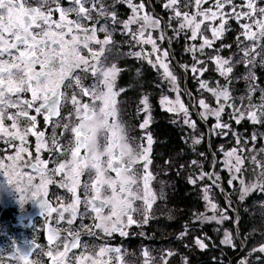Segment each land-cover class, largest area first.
Here are the masks:
<instances>
[{
  "label": "flooded vegetation",
  "instance_id": "af4514ba",
  "mask_svg": "<svg viewBox=\"0 0 264 264\" xmlns=\"http://www.w3.org/2000/svg\"><path fill=\"white\" fill-rule=\"evenodd\" d=\"M97 1V9L112 12V35L101 45L88 0H0V264H169L167 244L153 232L166 161L151 133H139L137 122L130 129L126 118L169 113L161 99L165 56L156 64L133 57L136 35L145 30L130 23L134 8L125 0ZM151 14L163 27L162 13ZM100 64L115 72L101 76ZM170 64L181 74V63L170 57ZM180 93L179 111L201 118L194 91L185 103ZM201 121L211 133V118ZM212 153L209 180L218 177L213 184L221 189L225 172ZM182 225L175 264H215L206 227ZM258 238L252 255L264 264ZM238 259L248 263L246 247L225 264Z\"/></svg>",
  "mask_w": 264,
  "mask_h": 264
},
{
  "label": "rangeland",
  "instance_id": "374dc122",
  "mask_svg": "<svg viewBox=\"0 0 264 264\" xmlns=\"http://www.w3.org/2000/svg\"><path fill=\"white\" fill-rule=\"evenodd\" d=\"M88 2L89 11H93L89 18H93L98 26L95 29L97 44H104L112 35L109 27L110 23L112 25V12L97 9V0ZM125 2L134 8L130 13V23H135L137 31L147 30L136 35L139 45L135 47L133 57L156 64L161 56H165L168 71L160 73L167 84L166 93L161 98L166 101L163 108L173 118L172 124L181 120L186 125L187 131L182 138L190 151L206 144L207 134L197 130V123L190 112L186 115L178 109L184 76L175 73L178 71L170 64V57L174 60L175 56L170 50L168 52L165 39L174 47H179V67L186 73L184 87L188 86V93L194 91L198 103L203 104L201 118H211L212 121L209 149L216 148L221 169L225 172L224 183L221 189L213 184L218 177L209 180L207 169L210 165L198 163L190 152L185 175L199 202V211L192 214V219L194 217L197 223L199 221V225L204 224L201 227H206V233L215 239L217 253L228 244L231 250L246 247L247 264H258L252 253L256 249L258 251V237L264 238V82L259 83L256 72L258 67L259 71L264 70V48L260 49L264 45V7L260 8L259 4L263 1L153 0L157 6L160 4L161 13L165 15V36L162 25L152 17V1L149 0V5L145 0ZM229 29L235 31L234 43L228 36L229 40L225 41V35L231 33ZM87 37L96 38L91 32L87 33ZM75 39L79 40V35ZM145 43L149 47L144 48ZM123 56L121 52V60ZM107 69L110 74L115 72L114 67L107 68L101 64L97 72L104 76ZM239 69L242 70L241 76H238ZM261 76H264V71ZM175 79L180 83L172 88ZM234 80L240 82L239 85L234 86ZM136 116H133L134 120ZM141 117L136 127L139 133L146 136L150 132V116ZM133 124L134 121L128 122L132 130ZM176 169L184 171L185 165L180 164ZM239 218L249 223L247 229L239 224ZM173 240V248L179 247V240ZM242 241L245 244H241ZM173 254L175 250L171 253L167 245L165 255L172 258ZM240 262L238 259L237 264Z\"/></svg>",
  "mask_w": 264,
  "mask_h": 264
},
{
  "label": "trees",
  "instance_id": "16d2710c",
  "mask_svg": "<svg viewBox=\"0 0 264 264\" xmlns=\"http://www.w3.org/2000/svg\"><path fill=\"white\" fill-rule=\"evenodd\" d=\"M152 1V12L153 13H161L160 4L158 6L156 5V2L153 3ZM263 3L260 4V8L264 7V0H262ZM146 4L147 1L145 0ZM149 7V6H148ZM261 10V9H260ZM163 17L165 16L162 13ZM165 20V17H164ZM166 26V22H163V27ZM229 31L232 33H229L228 35H225V41L231 39V42L234 43V33L233 29H229ZM264 32V30H263ZM228 36V37H227ZM165 45L167 49H169L167 42L168 40L165 39ZM169 43V42H168ZM170 47L172 46L173 53L175 55V59L178 63H181L180 56L178 54V48L177 45L175 47L172 45V43H169ZM175 48V49H174ZM264 48L260 47V49ZM264 51V49L262 50ZM176 52V53H175ZM256 69V67H255ZM263 71H259V67L257 68L256 72L258 73V81L260 84H263L264 82V76H261L263 74ZM242 70L239 69V75L241 76ZM179 74V73H178ZM180 75V74H179ZM240 82H233L234 86L239 85ZM185 94V90H184ZM183 94V95H184ZM186 97V94L185 96ZM153 104H156V101L152 100ZM191 113V112H190ZM192 117L194 118L195 122L197 123V130L199 132H205L204 127L197 121L195 114H192ZM150 116V124L148 130L151 133V136L154 140V148L156 149V154L158 159H160L161 164H164L166 161V177H165V183L161 185V181L158 180L156 184V190H157V197H158V210L157 214L161 217V219L158 221V224L154 226L153 232L157 235L158 240L160 243H166L168 245V249L171 251L175 250V247L173 248L172 241L175 238L176 231L181 226V223L188 225H193L194 223V217L192 219V214L195 211H199V202L198 199L195 198V194L192 193L193 187L189 185L186 179L185 172L188 164V160L191 158L188 155L190 152L193 154V158L197 160L200 164L210 165V168H208L207 172L208 175L211 172V155L207 149L206 144L200 145L197 150L190 151L189 148L185 146V143L183 142V136H185L187 127L181 120H176L175 124H172V117L169 113H159L156 111L152 112ZM138 116H136L135 120L132 115H128L126 118L129 121L139 122V120L142 118L141 116L139 119H137ZM209 125V123H207ZM133 130H135L133 128ZM207 134V133H206ZM211 142H214L211 140ZM216 154V148L213 147V151ZM203 157V158H202ZM165 160V161H164ZM180 164L185 165L184 171H179L178 166ZM173 169H176L175 171H172ZM162 204V206H160ZM241 225L243 224L244 228L247 229V226L249 223L247 221L242 220ZM204 225L203 223H200V226ZM240 232L242 230H239ZM241 235V234H240ZM243 236V235H242ZM191 243V238L188 239ZM215 240V239H214ZM176 241V240H175ZM219 241V240H218ZM166 245V246H167ZM216 247V243H215ZM220 249V248H219ZM227 249V250H226ZM234 255L235 250H230L228 246H224V250H222L220 253H217V250L215 248V264H219V262L222 260L224 261V264L227 260L228 255ZM201 259H204L206 256V253L200 254ZM199 255V256H200ZM168 263L171 264L173 262L175 264V254H173L172 258H168ZM258 263V262H257ZM205 264H207L205 262ZM255 264V262L253 263Z\"/></svg>",
  "mask_w": 264,
  "mask_h": 264
},
{
  "label": "water",
  "instance_id": "95a60500",
  "mask_svg": "<svg viewBox=\"0 0 264 264\" xmlns=\"http://www.w3.org/2000/svg\"><path fill=\"white\" fill-rule=\"evenodd\" d=\"M148 5H149V0H146ZM166 35V26L164 25V36ZM167 45L169 47V50H170V45L169 43L167 42ZM177 68L179 69V71L181 72V74H183L184 76V83H186V73L178 66V64H176ZM184 90H185V94H186V98L187 100H189V93L187 92V88L184 87ZM194 114H196V118L198 119L199 123L206 129V132H207V137H206V146H207V149L211 155V157L213 158V153L212 151L209 149V142H210V130H209V127L204 124L202 121H201V118L199 117V115L197 114V112L195 110H193Z\"/></svg>",
  "mask_w": 264,
  "mask_h": 264
},
{
  "label": "bare ground",
  "instance_id": "6f19581e",
  "mask_svg": "<svg viewBox=\"0 0 264 264\" xmlns=\"http://www.w3.org/2000/svg\"><path fill=\"white\" fill-rule=\"evenodd\" d=\"M196 115V114H195Z\"/></svg>",
  "mask_w": 264,
  "mask_h": 264
}]
</instances>
